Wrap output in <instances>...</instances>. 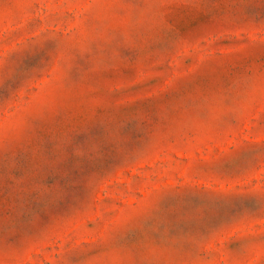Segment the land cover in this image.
I'll use <instances>...</instances> for the list:
<instances>
[{"label":"rangeland","instance_id":"1","mask_svg":"<svg viewBox=\"0 0 264 264\" xmlns=\"http://www.w3.org/2000/svg\"><path fill=\"white\" fill-rule=\"evenodd\" d=\"M0 264H264V0H0Z\"/></svg>","mask_w":264,"mask_h":264}]
</instances>
